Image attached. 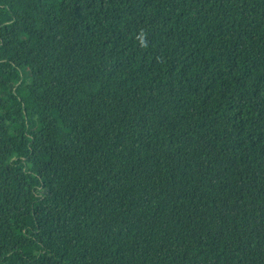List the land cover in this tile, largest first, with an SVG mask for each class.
<instances>
[{
    "label": "trees",
    "instance_id": "obj_1",
    "mask_svg": "<svg viewBox=\"0 0 264 264\" xmlns=\"http://www.w3.org/2000/svg\"><path fill=\"white\" fill-rule=\"evenodd\" d=\"M0 264H264V0H0Z\"/></svg>",
    "mask_w": 264,
    "mask_h": 264
},
{
    "label": "rangeland",
    "instance_id": "obj_2",
    "mask_svg": "<svg viewBox=\"0 0 264 264\" xmlns=\"http://www.w3.org/2000/svg\"><path fill=\"white\" fill-rule=\"evenodd\" d=\"M14 143H15V140H14L13 138L7 139V140L5 141V145H6V147H8V148H10L11 146H13Z\"/></svg>",
    "mask_w": 264,
    "mask_h": 264
}]
</instances>
